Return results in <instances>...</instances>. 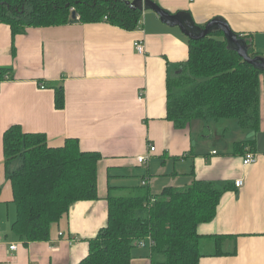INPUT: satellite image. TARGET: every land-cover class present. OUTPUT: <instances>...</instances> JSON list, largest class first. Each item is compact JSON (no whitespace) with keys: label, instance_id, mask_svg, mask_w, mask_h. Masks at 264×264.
Returning a JSON list of instances; mask_svg holds the SVG:
<instances>
[{"label":"crops","instance_id":"0c3cea01","mask_svg":"<svg viewBox=\"0 0 264 264\" xmlns=\"http://www.w3.org/2000/svg\"><path fill=\"white\" fill-rule=\"evenodd\" d=\"M155 1L170 13L189 12L198 26L223 19L264 56V0ZM137 40H144V54L137 52ZM188 56L189 37L152 9L143 11L134 30L108 21H76L29 27L13 38L10 25L0 24V67L9 69V78L0 81L1 203L13 199L3 133L14 124L46 134L50 146L74 137L83 151L102 155L98 198L75 202L52 224L47 240L24 243L12 225L0 224V264H78L108 222L109 194L149 190L157 196L166 187L195 180L232 186L215 218L198 226L201 248H206L200 264H264V72L258 132L242 130L235 118L211 120V130L202 119L177 128L167 118L166 83ZM61 85L65 105L60 109L55 90ZM253 140L258 159L246 166L234 144ZM141 155L150 158L141 163ZM18 164L14 161L11 168ZM238 179L243 180L240 187ZM213 234L229 235L228 254L212 256ZM131 264H152L150 246L133 248Z\"/></svg>","mask_w":264,"mask_h":264},{"label":"trees","instance_id":"16d2710c","mask_svg":"<svg viewBox=\"0 0 264 264\" xmlns=\"http://www.w3.org/2000/svg\"><path fill=\"white\" fill-rule=\"evenodd\" d=\"M127 1L0 0V24L10 25L13 38L29 27L76 21H108L134 30L140 26L143 10ZM244 40L250 56H262ZM8 71L0 67V81ZM262 72L228 45L222 30L200 39L189 38L187 61L167 79V118L177 128L202 119L209 130L211 120L235 118L242 130L258 132ZM55 91V105L61 109L65 105L63 85ZM254 142H236L234 151L255 150ZM3 152L16 205L11 229L24 243L47 240L52 224L75 202L98 198L97 171L102 155L83 151L77 138L50 146L46 134L27 132L14 124L3 133ZM14 161L19 164L11 168ZM231 188V184L219 187L212 181L195 180L184 187H166L157 196L149 190L109 194L108 222L90 240L89 252L78 264H131L133 248L147 236L153 240L152 264H200L204 254L198 226L215 218L222 196ZM153 197L156 201L152 203ZM211 237L215 243L212 256L228 254L224 243L229 235Z\"/></svg>","mask_w":264,"mask_h":264},{"label":"water","instance_id":"95a60500","mask_svg":"<svg viewBox=\"0 0 264 264\" xmlns=\"http://www.w3.org/2000/svg\"><path fill=\"white\" fill-rule=\"evenodd\" d=\"M127 3L135 8L139 7L143 11L146 9L154 10L164 22L179 26L181 31L191 39H200L213 31L222 30L231 48L235 49L244 60L264 70V56H250L244 38L234 33L229 25L221 18H214L202 27L194 23L189 12L179 11L170 13L155 0H128ZM73 16L75 17L76 14L73 13Z\"/></svg>","mask_w":264,"mask_h":264},{"label":"built area","instance_id":"2783aa9c","mask_svg":"<svg viewBox=\"0 0 264 264\" xmlns=\"http://www.w3.org/2000/svg\"><path fill=\"white\" fill-rule=\"evenodd\" d=\"M132 1V0H131ZM106 19V17H105ZM141 23V22H140ZM135 48L137 50L138 53L140 54H144L145 51H146V48H145V43H144V40H137L135 41ZM6 78H9L8 75L5 76V79ZM42 87H44V85H42ZM144 95L143 92L140 93V98H142V96ZM155 146H151L150 149L153 151L155 150ZM150 158V155H141L138 157V161L141 162V163H146L148 161V159ZM258 159V155L256 152H254L253 150H251L250 148H247L246 149V152L244 153L243 155V164L246 165V166H250L254 163H256ZM143 185H147V180H143ZM243 183V180L242 179H238L235 181V184L237 187H240ZM156 201V197H153L151 199V202H155ZM152 243H153V240L151 238V236H147L145 239L143 240H140L139 241V246H146V245H149V246H152ZM16 246L15 245H11L10 248L11 249H14Z\"/></svg>","mask_w":264,"mask_h":264},{"label":"rangeland","instance_id":"374dc122","mask_svg":"<svg viewBox=\"0 0 264 264\" xmlns=\"http://www.w3.org/2000/svg\"><path fill=\"white\" fill-rule=\"evenodd\" d=\"M12 186V185H11ZM12 188V187H11ZM4 190V188H3ZM6 191V188L5 190ZM1 189H0V193H1ZM12 194H13V191H12ZM0 224L3 226V223H7V225L11 226L12 225V222L14 221L13 220V217L16 216V205L15 203L13 202V199L12 201H6L5 203H1L0 201ZM137 246H135L134 248H136ZM203 251H205V247H202L201 248Z\"/></svg>","mask_w":264,"mask_h":264}]
</instances>
